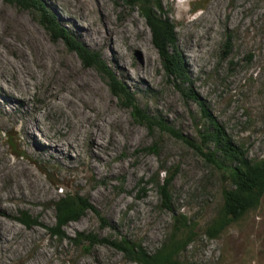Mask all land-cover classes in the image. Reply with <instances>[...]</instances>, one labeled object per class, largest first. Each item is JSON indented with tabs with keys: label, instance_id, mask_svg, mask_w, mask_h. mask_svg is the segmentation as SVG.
I'll list each match as a JSON object with an SVG mask.
<instances>
[{
	"label": "rangeland",
	"instance_id": "rangeland-1",
	"mask_svg": "<svg viewBox=\"0 0 264 264\" xmlns=\"http://www.w3.org/2000/svg\"><path fill=\"white\" fill-rule=\"evenodd\" d=\"M45 1L64 26L101 53L141 108L202 144L200 131L213 130V125L197 99L184 97L167 80L139 8H129L122 0H88L87 6L77 0ZM161 2L164 13L160 14L175 26L177 46L192 80L189 87L247 157L260 160L264 157V0ZM2 14L18 19L25 31L19 36L3 33L0 38L6 62L0 63V264H137L108 244L86 249L87 242L76 244L71 239L83 233L117 241L125 237L153 254L180 215L187 218L193 234L177 255V264H264V195L242 219L220 235L208 236L206 228L224 202L223 190L233 187L229 172L176 136L137 122L112 93L108 79L86 67L63 41H52L35 12L0 0V35L9 28L1 21ZM107 29L115 38L99 41L100 31ZM7 38L14 44H5ZM37 46L94 78L124 118L125 128L134 133L131 144L127 141L111 151L108 164L95 159L86 136L80 137L75 150L38 151L40 146L54 148L61 143L64 147L72 139L73 115L48 93L51 80L35 58ZM25 121L34 128V140L25 133ZM154 144L157 153L148 151ZM204 148L206 152L215 147L209 143ZM119 165L123 168L111 170ZM162 167L176 174L170 187L171 209L162 204L154 182H163ZM67 191L88 198L115 229L103 226L90 210L64 227L67 238L52 236L46 227L57 222L54 202ZM21 211L41 224L26 227L18 220Z\"/></svg>",
	"mask_w": 264,
	"mask_h": 264
},
{
	"label": "trees",
	"instance_id": "trees-1",
	"mask_svg": "<svg viewBox=\"0 0 264 264\" xmlns=\"http://www.w3.org/2000/svg\"><path fill=\"white\" fill-rule=\"evenodd\" d=\"M21 9L35 12L39 22L48 31L52 41H63L69 50L75 52L86 67L94 68L108 79L112 93L118 97L126 108L131 110L133 118L146 125L149 129L159 127L178 139L183 140L193 149L198 150L207 161L219 169L229 172L233 181V187L223 190L224 202L217 216L206 228L210 237L220 235L232 223L242 219L248 211L256 208L264 195V157L258 161H251L242 147L238 146L212 115L208 107L199 99L198 94L189 85L192 80L186 65L185 58L177 46L175 26L169 18H164L161 0H122L129 8H139L140 14L146 20L152 33V42L161 59L162 69L167 80H172L177 89L186 98L197 99L201 104L204 117L210 120L213 130L200 131L201 143L197 144L182 135L179 131L169 126L165 120L147 113L137 103L134 92L119 80L112 68L103 59L98 51L90 49L83 41L78 39L57 15L51 10L45 0H4ZM161 12V14H160ZM188 83V87L185 84ZM213 143L214 150L204 151V147ZM157 144L148 151L157 153ZM160 172H165L163 182L155 180L164 207L171 209V183L175 173H171L163 167ZM56 209L55 227H46L52 236L63 240L67 238L64 227L71 221H76L87 211L95 212L103 226L114 228L112 223L101 216L98 209L90 200L79 193L67 191L64 196L54 202ZM18 220L30 228L41 223L33 218L27 211H21ZM193 229L185 216H176L172 233L164 241L163 245L155 252L149 253L141 244L122 237L120 240L99 238L95 234H79L78 238L71 240L76 244L87 242L89 247L95 244H108L124 253L125 257L137 264H177V255L189 244L192 239Z\"/></svg>",
	"mask_w": 264,
	"mask_h": 264
},
{
	"label": "bare ground",
	"instance_id": "bare-ground-1",
	"mask_svg": "<svg viewBox=\"0 0 264 264\" xmlns=\"http://www.w3.org/2000/svg\"><path fill=\"white\" fill-rule=\"evenodd\" d=\"M77 1H79L80 5L84 6H87V3H90L88 0ZM95 1L98 3L100 0ZM1 17V21L9 28L2 30L0 38L3 33L5 35L7 33L9 36H19L20 33H24L25 25L18 19L7 14H2ZM128 30L129 29H127V31ZM25 33H27V31ZM100 33L101 36H98L97 38L99 41H102L104 38H115L112 31H109L108 29L107 31H100ZM28 35L26 37H28ZM31 41L35 43L33 39ZM3 42L9 45L14 44L13 42H10L8 38ZM37 47L38 49H35V58L38 63L42 65L44 69L43 72L47 75V78L51 80L47 85L49 88L48 93L58 101V104L65 105L67 108L71 109L73 115L71 123L69 122L71 127V136L69 137H72V139L66 142L64 147L61 143L55 145L54 148L52 145H49V147L40 146L38 151L43 152V148H46L48 151L55 149L57 153L64 152L65 148L75 150L76 147L74 145L79 142L80 137L86 136L89 139L90 152L95 159L100 163L108 164L109 157L112 155L111 151L120 144H126L127 141L131 144L134 133L125 128L124 118L110 105L108 97L104 96L100 86L96 83L94 78L88 74L80 73L72 63H63L62 60H58L53 55L54 53L52 54L50 52L51 50H45L40 46ZM141 55L144 57L143 49ZM0 63H6L3 60V54L1 51ZM23 82L26 83L27 81L23 80ZM26 88L27 87H25V89ZM94 100H98L97 104H90ZM50 104H54V102L51 101ZM86 109H88V111H86ZM33 130L34 128L31 126V123L25 121V133L27 137L32 140H34ZM105 142H107V145H105L107 150L102 149ZM112 167V171H117L116 169L120 170L123 168L121 165L118 167ZM25 171L26 168H23V172Z\"/></svg>",
	"mask_w": 264,
	"mask_h": 264
}]
</instances>
